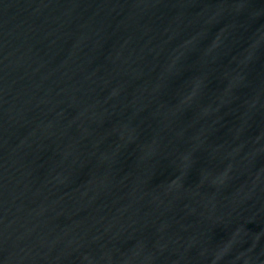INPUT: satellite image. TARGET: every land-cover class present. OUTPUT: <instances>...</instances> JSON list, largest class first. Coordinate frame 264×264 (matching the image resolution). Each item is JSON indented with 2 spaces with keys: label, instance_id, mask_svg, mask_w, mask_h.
I'll return each instance as SVG.
<instances>
[{
  "label": "water",
  "instance_id": "95a60500",
  "mask_svg": "<svg viewBox=\"0 0 264 264\" xmlns=\"http://www.w3.org/2000/svg\"><path fill=\"white\" fill-rule=\"evenodd\" d=\"M0 264H264V0H0Z\"/></svg>",
  "mask_w": 264,
  "mask_h": 264
}]
</instances>
